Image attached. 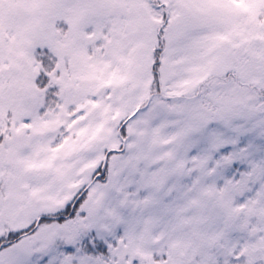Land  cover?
Segmentation results:
<instances>
[{"label": "snow or ice", "instance_id": "obj_1", "mask_svg": "<svg viewBox=\"0 0 264 264\" xmlns=\"http://www.w3.org/2000/svg\"><path fill=\"white\" fill-rule=\"evenodd\" d=\"M0 264H264V0H0Z\"/></svg>", "mask_w": 264, "mask_h": 264}]
</instances>
